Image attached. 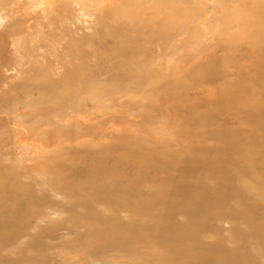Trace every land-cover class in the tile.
Listing matches in <instances>:
<instances>
[{"label": "rangeland", "instance_id": "obj_1", "mask_svg": "<svg viewBox=\"0 0 264 264\" xmlns=\"http://www.w3.org/2000/svg\"><path fill=\"white\" fill-rule=\"evenodd\" d=\"M189 1L0 11V264H264V0Z\"/></svg>", "mask_w": 264, "mask_h": 264}, {"label": "bare ground", "instance_id": "obj_2", "mask_svg": "<svg viewBox=\"0 0 264 264\" xmlns=\"http://www.w3.org/2000/svg\"><path fill=\"white\" fill-rule=\"evenodd\" d=\"M108 1H110L109 3H110V6H114V7H116V8H118L119 9V14L121 13V14H123L124 15V17L126 18V21L129 23V24H127L128 26H130V27H132V29L134 28V31L137 29V31H139L138 30V26H140V25H142V23L144 22V21H146V18H154L153 16L155 15V16H160V17H158V19H152L151 21V23H153V21H155L153 24H154V26H155V24L156 23H159L160 25H163V22L165 23L164 25H166V22L168 21V18H170V16L169 15H165L166 13H167V11H170V13H174V14H177V9L182 5V4H184V5H188V3L190 2L189 0H108ZM191 1H193V0H191ZM221 3H223V6H224V4L228 1V0H219ZM238 1V0H237ZM258 1H260V0H258ZM15 2V0H0V11L3 9L4 10V12H5V10H7V9H10V7H11V4L12 3H14ZM195 2V1H194ZM234 2H236V1H234ZM59 3L60 4H57L58 6L57 7H51L50 9H44L45 10V14L44 15H42V16H40V15H37V16H34L36 19L38 18V20L40 19V20H42V21H37L36 22V27H35V34H34V37H33V34H32V37H33V39L31 40L32 41V43L34 44V47H35V52L34 53H31L33 56H35L37 53H38V50L40 49L41 50V48L43 47V46H39V44L37 43L38 41H35L36 39H37V37H42V34H46L47 33V35L49 36L50 34H52V32L54 31V29H55V27L56 26H54L53 27V25L57 22V21H59V22H61V28H62V26H64L62 23H64L65 24V22L68 24V22L69 23H71V21L72 20H70V18H67V17H62L61 16V11H65L66 12V10L67 9H70V8H67L66 7V3L67 2H60L59 1ZM69 3H70V1H69ZM85 3H86V1H85ZM195 3H202V0H197V2H195ZM216 3H218V2H216ZM257 4H259L258 2H256ZM255 3V4H256ZM54 4V3H53ZM80 4V3H79ZM212 4V3H211ZM72 5V4H71ZM189 5H190V3H189ZM192 5V4H191ZM213 5V4H212ZM52 6V5H51ZM225 6H228V4L226 5L225 4ZM9 7V8H8ZM59 7V8H58ZM69 7H70V5H69ZM189 7V6H188ZM187 7V8H188ZM203 7V6H202ZM216 6H214V7H212L211 5L210 6H206V8H207V10H209L210 8H215ZM218 7V6H217ZM222 7V6H221ZM85 8V7H84ZM205 8V9H206ZM126 9H127V11L129 10V14H126ZM188 10V9H187ZM220 10V9H219ZM11 10H9L8 11V13L10 12ZM3 12V11H2ZM7 12V11H6ZM57 12H59V14L57 13ZM125 12V13H124ZM202 12H204V11H202ZM209 12V11H208ZM214 12V11H213ZM1 13V12H0ZM8 13H5V14H7L8 15V17L10 16H13V15H9ZM187 13V12H186ZM210 14H211V12H209ZM221 13V12H220ZM67 14V13H66ZM161 14L163 15V17L161 18ZM201 14L202 13H199L198 15H197V18H201L202 16H201ZM215 14V13H214ZM63 15V14H62ZM117 15V14H116ZM68 16V15H67ZM173 16V15H172ZM208 16V15H207ZM117 17V16H116ZM180 17V16H179ZM190 17V16H189ZM197 18H194V20H192V21H195L196 22V20H198ZM205 18V17H204ZM10 19V18H9ZM119 19V18H118ZM1 20H2V15L0 14V22H1ZM177 20V19H176ZM203 20V19H202ZM230 20V19H229ZM120 21V20H119ZM66 24V25H67ZM125 25V24H124ZM123 25V26H124ZM125 26V27H127L128 28V26ZM157 26V25H156ZM45 28H47L48 30L47 31H43ZM67 28H69V26H67L66 27V29ZM65 29V30H66ZM129 29V28H128ZM153 29H156V28H153ZM58 31H59V28H58ZM63 31V30H62ZM124 31V30H123ZM131 31V30H130ZM129 31V32H130ZM120 32V31H119ZM62 33V32H61ZM122 33V32H121ZM127 33H128V31H127ZM133 33V32H132ZM131 33V34H132ZM138 34L140 33V32H137ZM141 33H142V30H141ZM140 33V34H141ZM159 33V32H158ZM157 33V34H158ZM126 34V33H125ZM140 34L138 35V36H140ZM127 35V34H126ZM128 35H129V33H128ZM133 35V34H132ZM179 35V34H178ZM177 35V36H178ZM46 36V35H45ZM47 36V37H48ZM52 36V35H51ZM135 35H133V37H134ZM143 36H145L144 34H143ZM155 36V35H154ZM164 36H167V35H164ZM132 37V36H131ZM163 37V36H162ZM50 38V37H49ZM66 38V37H65ZM68 38V37H67ZM45 39H48V38H45ZM44 39V40H45ZM18 40V39H17ZM47 41V40H46ZM135 42V41H134ZM14 43V42H13ZM44 48V47H43ZM42 48V49H43ZM55 48V47H54ZM57 53V52H56ZM52 54V53H51ZM55 54V53H54ZM65 55H66V53H64ZM57 55H60V54H58L57 53ZM53 56V55H52ZM51 56V57H52ZM61 56V55H60ZM54 57H55V55H54ZM62 57H63V55H62ZM22 58H23V56H21L20 57V60H22ZM57 58H58V56H57ZM68 59V58H67ZM67 59H65L66 60V62H67ZM71 59V58H70ZM57 60H60V57L57 59ZM62 60H64V57H63V59L61 58V60L60 61H62ZM64 60V61H65ZM63 61V62H64ZM63 62H61V63H63ZM21 63V62H20ZM59 67V66H58ZM57 68V67H56ZM55 69V68H54ZM60 69L62 70V67L60 66ZM59 69V70H60ZM7 70H8V68H7ZM60 70V71H61ZM58 72V71H57ZM54 73H55V70H54ZM60 74V73H59ZM85 74V73H84ZM98 79V78H97ZM83 81H85L84 79H83ZM55 83L56 82H54V85H55ZM82 83V85L84 86V84H83V82H81ZM76 87V86H75ZM79 87V86H78ZM72 88H74L73 86H72ZM81 88V87H80ZM79 88V90L81 91L82 90V88L80 89ZM78 90V89H77ZM113 194V193H112ZM153 195V194H152ZM113 196V195H112ZM116 196V195H115ZM147 196V195H146ZM151 196V195H150ZM157 197V196H156ZM164 197V196H163ZM128 199V198H127ZM120 200V199H119ZM116 201V200H115ZM128 203H132V201L129 199L128 200ZM134 225V224H133Z\"/></svg>", "mask_w": 264, "mask_h": 264}]
</instances>
